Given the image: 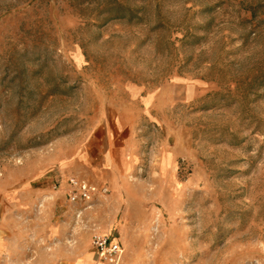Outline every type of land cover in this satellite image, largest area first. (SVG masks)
<instances>
[{
    "label": "rangeland",
    "instance_id": "1",
    "mask_svg": "<svg viewBox=\"0 0 264 264\" xmlns=\"http://www.w3.org/2000/svg\"><path fill=\"white\" fill-rule=\"evenodd\" d=\"M0 264H264V0H0Z\"/></svg>",
    "mask_w": 264,
    "mask_h": 264
},
{
    "label": "built area",
    "instance_id": "2",
    "mask_svg": "<svg viewBox=\"0 0 264 264\" xmlns=\"http://www.w3.org/2000/svg\"><path fill=\"white\" fill-rule=\"evenodd\" d=\"M94 186L84 179L69 177L66 180V196L70 202L86 201L94 192ZM101 193H106L102 188ZM92 245L100 257L105 258L109 263H115L121 254V246L116 240L110 239L109 235L94 234Z\"/></svg>",
    "mask_w": 264,
    "mask_h": 264
},
{
    "label": "trees",
    "instance_id": "3",
    "mask_svg": "<svg viewBox=\"0 0 264 264\" xmlns=\"http://www.w3.org/2000/svg\"><path fill=\"white\" fill-rule=\"evenodd\" d=\"M110 239H112V240H115V238H114V237H112V236H110Z\"/></svg>",
    "mask_w": 264,
    "mask_h": 264
}]
</instances>
